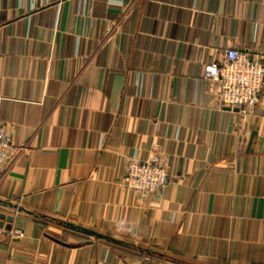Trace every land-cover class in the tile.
<instances>
[{"label":"crops","instance_id":"obj_1","mask_svg":"<svg viewBox=\"0 0 264 264\" xmlns=\"http://www.w3.org/2000/svg\"><path fill=\"white\" fill-rule=\"evenodd\" d=\"M231 47L264 56V0H0V264H264V92L203 77Z\"/></svg>","mask_w":264,"mask_h":264},{"label":"built area","instance_id":"obj_2","mask_svg":"<svg viewBox=\"0 0 264 264\" xmlns=\"http://www.w3.org/2000/svg\"><path fill=\"white\" fill-rule=\"evenodd\" d=\"M203 77L218 90L222 106L251 113L264 92V56L228 48L221 59L205 65ZM11 152V137L0 126V172ZM169 180L167 165L157 151L143 160H128L123 169L124 186L140 194L160 192Z\"/></svg>","mask_w":264,"mask_h":264},{"label":"water","instance_id":"obj_3","mask_svg":"<svg viewBox=\"0 0 264 264\" xmlns=\"http://www.w3.org/2000/svg\"><path fill=\"white\" fill-rule=\"evenodd\" d=\"M6 217H7V216H6L5 213H0V218H1V219H4V218H6ZM8 219L12 220V216H9ZM0 224L2 225V223H0ZM77 228L81 229L83 232H85V233H87V234H90V235H95V236L100 237V238H110V237H108V236H105V235H103V234H100V233H98V232H96V231H93V230H90V229H87V228H83V227H77ZM110 239L113 240V241H116V240L113 239V238H110Z\"/></svg>","mask_w":264,"mask_h":264}]
</instances>
